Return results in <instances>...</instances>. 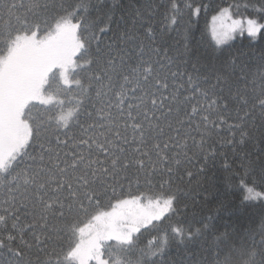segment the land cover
<instances>
[{"label": "snow or ice", "instance_id": "6c2138e0", "mask_svg": "<svg viewBox=\"0 0 264 264\" xmlns=\"http://www.w3.org/2000/svg\"><path fill=\"white\" fill-rule=\"evenodd\" d=\"M210 7L0 0V264H264V0L207 57ZM218 180L258 215L221 219Z\"/></svg>", "mask_w": 264, "mask_h": 264}, {"label": "trees", "instance_id": "16d2710c", "mask_svg": "<svg viewBox=\"0 0 264 264\" xmlns=\"http://www.w3.org/2000/svg\"><path fill=\"white\" fill-rule=\"evenodd\" d=\"M127 2V0H125ZM165 0H157V3H164ZM195 4L208 3L211 7L208 10L201 9V12L197 17L193 18L195 27L193 29V45L199 49L200 52L204 53L205 56L210 57L212 54L213 43L211 41V35L209 33L208 22L210 17L216 13L219 7H227L229 4L234 3V0H194ZM235 12V10H234ZM239 15H245L246 13L241 10ZM188 15L185 13L184 21H188ZM172 36L175 33H171ZM248 51V41L242 39L239 36L231 42L230 47H226L224 51H235V50ZM191 70L190 65L188 66ZM217 187L219 191L215 194L216 199H225L227 201V207L225 210L221 211L218 216L221 219L231 220L237 223H247L248 221L255 218L260 212L259 207H254L252 205L241 204L239 193L233 191L232 193H226L225 186L222 180L217 181ZM215 200L210 201L209 206L212 207ZM219 222V221H218ZM168 222H165V225ZM165 225H160L159 227H164ZM150 233L146 232L145 237H149Z\"/></svg>", "mask_w": 264, "mask_h": 264}, {"label": "rangeland", "instance_id": "374dc122", "mask_svg": "<svg viewBox=\"0 0 264 264\" xmlns=\"http://www.w3.org/2000/svg\"><path fill=\"white\" fill-rule=\"evenodd\" d=\"M234 11V10H233ZM216 14V13H215ZM215 14H213V15H215ZM212 15V16H213ZM212 16L210 17V19H209V22H208V26H209V33H210V35H211V28H212V26H213V21H212ZM239 16H241V15H239V14H237L236 12H234V18H239ZM219 22H217V24H218ZM229 23H230V21H229ZM238 37V36H237Z\"/></svg>", "mask_w": 264, "mask_h": 264}]
</instances>
